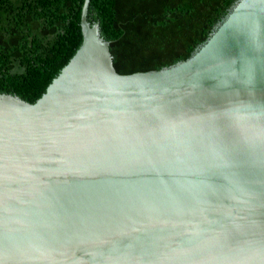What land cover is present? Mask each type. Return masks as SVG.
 Returning a JSON list of instances; mask_svg holds the SVG:
<instances>
[{
	"label": "water",
	"instance_id": "obj_1",
	"mask_svg": "<svg viewBox=\"0 0 264 264\" xmlns=\"http://www.w3.org/2000/svg\"><path fill=\"white\" fill-rule=\"evenodd\" d=\"M89 6L37 102L0 93V264H264V0L127 75Z\"/></svg>",
	"mask_w": 264,
	"mask_h": 264
},
{
	"label": "trees",
	"instance_id": "obj_2",
	"mask_svg": "<svg viewBox=\"0 0 264 264\" xmlns=\"http://www.w3.org/2000/svg\"><path fill=\"white\" fill-rule=\"evenodd\" d=\"M238 0H90L119 74L187 60ZM84 0H0V93L35 103L83 42Z\"/></svg>",
	"mask_w": 264,
	"mask_h": 264
}]
</instances>
